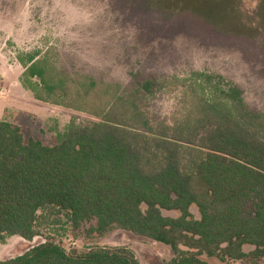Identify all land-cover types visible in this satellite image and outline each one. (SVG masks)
<instances>
[{
  "label": "trees",
  "instance_id": "trees-1",
  "mask_svg": "<svg viewBox=\"0 0 264 264\" xmlns=\"http://www.w3.org/2000/svg\"><path fill=\"white\" fill-rule=\"evenodd\" d=\"M24 55L17 57L23 87L61 104L48 97H67V83L54 82L36 54ZM198 75L214 96L171 122L152 124L134 91L115 96L94 120L70 121L52 144L0 120V242L11 235L31 241L61 218L73 235L124 229L167 245L173 256L163 264H209L202 254L264 264V112L250 109L223 76ZM95 85L89 80L81 96ZM137 85L148 92L158 84ZM62 106L83 108L66 100ZM0 264L140 262L125 246L68 249L46 238Z\"/></svg>",
  "mask_w": 264,
  "mask_h": 264
},
{
  "label": "rangeland",
  "instance_id": "rangeland-1",
  "mask_svg": "<svg viewBox=\"0 0 264 264\" xmlns=\"http://www.w3.org/2000/svg\"><path fill=\"white\" fill-rule=\"evenodd\" d=\"M24 53L43 60L54 82L67 83V97L60 91L48 97L61 104L38 100L23 87L17 57ZM199 72L223 76L241 89L250 109L264 112V0H0V120L18 125L25 137L52 144L70 121L94 120L93 112L133 91L152 124L177 120L204 96H214ZM155 78L150 91L138 89ZM89 80L96 85L82 97ZM63 100L83 108L62 106ZM190 212L199 216L194 205ZM59 219L43 224L31 241L7 236L0 260L46 238L68 249L125 246L140 264H163L173 256L167 245L124 229L73 235ZM201 257L209 264H248Z\"/></svg>",
  "mask_w": 264,
  "mask_h": 264
}]
</instances>
